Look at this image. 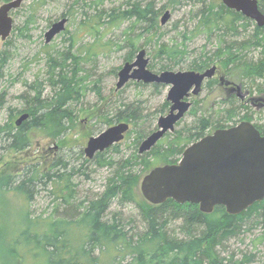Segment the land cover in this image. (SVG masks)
Returning a JSON list of instances; mask_svg holds the SVG:
<instances>
[{
	"label": "trees",
	"instance_id": "16d2710c",
	"mask_svg": "<svg viewBox=\"0 0 264 264\" xmlns=\"http://www.w3.org/2000/svg\"><path fill=\"white\" fill-rule=\"evenodd\" d=\"M203 4L198 15L199 28L208 36H218L222 45L213 54L200 53L186 68L203 71L219 63L230 74L243 80L244 89H256L264 93V26H258L254 20L228 8L222 1L204 0ZM259 5L264 12V0H259ZM96 10L91 22H82L87 26L88 33L95 37L94 49L88 48L86 51L89 56L98 53L96 42L101 47L106 46L103 33L107 29L129 22L131 25L124 32L128 49L124 60L133 61L142 47L139 38L147 35L151 39L160 29V11L153 1L126 0L117 7ZM33 14L32 11L24 26L17 28L21 35L26 36L25 31L30 30V24L34 22ZM250 26H254L252 33H249ZM135 28L140 30L139 34L133 32ZM69 40L70 46L65 51L59 50L56 54L47 51L46 81H25L27 90L20 95L22 108H9L8 120L0 124V162L10 150L28 148L32 144V130L45 128L62 138L79 117L81 109L78 106L82 104L89 88L86 81L90 76H86L89 72L83 66V51L75 50L78 41L75 35L72 34ZM7 43L10 44L11 40ZM260 48H263L262 56H249L250 52ZM188 50L184 41L171 46L161 45L154 55L156 59L149 61V68L153 71L176 69L188 62ZM8 61L9 54L5 50L1 51L0 80L4 77L3 69ZM83 71L86 75L82 74ZM218 83L219 80L213 77L206 80L204 86L214 89ZM135 84L145 86L147 83ZM153 86L164 87L156 83ZM47 87L49 92H46ZM93 89L97 101L92 106L82 108V111L97 110L92 116L98 119L96 124L129 122L131 127L123 141L104 152H98L91 159L86 157L84 149H80L77 156L79 160L82 159L80 167L76 163L72 166L73 162L68 160L74 154L73 149L68 147L67 153L56 158L45 170H40L36 163H30L21 172L1 179L5 189L19 191L27 200L32 198L35 187H45L51 183V194L62 201L60 205H67L63 211L65 217L49 218L53 232L49 228L48 232H41L43 236L39 235L44 241L41 247L51 255L49 264H257L259 258L256 253L230 249L228 242L234 238L241 239L246 232L258 226L264 228V199L240 214L231 215L222 205L216 206L211 213H205L198 204H180L173 199L163 204H152L145 198L137 197L140 172L178 162L190 144L217 128L230 127L249 118V109L252 110V107L232 95L222 97L219 110L211 113L209 109L200 110L193 96V104L188 112L193 116L192 120L179 128L182 119L174 131L168 132L150 151L140 154L139 146L149 135L148 128L144 126L150 122L145 107L140 101L125 103L104 96L98 80ZM6 94L7 91L2 92L0 108L4 106ZM168 106L170 102L167 100L163 111ZM98 107H101L100 111ZM25 112L29 113V118L21 125H16L15 116L19 117ZM260 116L264 119L263 115ZM255 124L259 127L258 122ZM89 164L112 169V173L102 192L78 200L74 177L80 175L83 167ZM132 203L138 207L141 224L130 229L129 224L134 223L135 219H126L122 211L114 210L113 207L121 205L125 208ZM60 205L56 212H59ZM74 227L80 229L79 233ZM73 235L75 241L78 239V245L73 244ZM97 251L108 252V263L95 254ZM55 254L56 258L53 256ZM117 258L119 261L116 263Z\"/></svg>",
	"mask_w": 264,
	"mask_h": 264
},
{
	"label": "rangeland",
	"instance_id": "374dc122",
	"mask_svg": "<svg viewBox=\"0 0 264 264\" xmlns=\"http://www.w3.org/2000/svg\"><path fill=\"white\" fill-rule=\"evenodd\" d=\"M5 1L0 0V5ZM125 1L26 0L20 8L11 13L14 18L13 30L15 32L12 31L6 40L0 38V52L5 50L9 54V61L3 69L4 77L0 80V98L2 97V92L7 91L4 106L0 108V124H4L8 120L9 108H22L23 101L20 95L27 90L24 85L25 81L28 83H32L37 79L46 81L48 68L47 51L53 54H56V51L59 50L65 51L70 46L69 39L72 34L78 40L75 50L83 51L85 55L83 66L86 72H89V75H86L84 71L82 74L90 77L86 81L89 88H87L82 99V104L78 106V109H81L79 117L70 125L71 128H69L65 136L59 138L51 130L36 128L30 132L32 144L28 148L22 151L10 150L0 162V264H49L51 255L41 247V243L44 241L40 239L39 235L42 234L43 236V233L48 232L49 228L53 232L49 218L65 217L63 211H65L67 205H60L62 201L56 199L54 194H51L53 186L51 183L45 187L42 185L41 187H35L32 198L27 200L21 192L5 189L1 179L12 173L21 172L30 163H36L39 165L40 170H45L51 166L56 158L64 156L69 148L73 149L72 154H74L68 160L73 162L72 166H74V163L79 166L82 162V159H78L79 150L84 149L89 138L118 123L103 124L100 122L96 124L98 119H93L92 116L97 110L95 112L82 111V108L85 109L92 106L97 101V96L93 89L96 80L100 81L104 96H111L113 101L125 103L141 102L140 104L145 107V112L149 113L148 116H150V122L144 124L148 128L149 134L157 129L159 117L169 112L170 106L163 111V105L167 101V94L170 88L167 85L163 84V88H156L153 86L155 83H147L143 86L137 85L135 84L137 82L133 81V83L129 82L130 84L128 83L121 91L116 90L118 72L126 62L124 56L128 50L126 42H124V39H126L124 32L131 23L125 22L121 26L107 29L103 33V41L106 46L101 47L99 42H96L97 56L86 55L88 48L94 49L95 37L88 33L86 30L87 26H84L82 22H91L93 15L97 13L96 9L99 11L101 8L117 7ZM142 1H153L156 9L160 11L158 17L160 29L155 35L151 36V39L145 35L138 40L141 43V49L145 48L147 50V56L150 61H152V58L156 59L154 55L161 45L171 46L184 41L190 53L189 57L186 58L188 62L173 70H187L186 65L200 53L213 54L222 45V41H220L218 36H208L199 28L200 16L198 15H200V7L204 5V0ZM166 10H170L171 17L166 24L162 25L161 18ZM32 11L34 12V22L30 24V30L25 31L27 35L23 36L20 34V29L17 28L24 26L27 17ZM63 17L68 18L66 29L47 44L45 33L54 21ZM253 28L254 26L249 27V33L253 32ZM133 32L139 34L140 30L135 28ZM185 35L188 37H184ZM9 40H11L10 44L7 43ZM262 50L263 48L253 50L249 56L258 58L262 56ZM216 65H218L219 73H217L215 78L219 80V83L214 89L203 86V91L195 96L200 110L209 109L208 111L211 113L219 110V103L222 97L228 98L234 94H228L230 85H234L221 82L220 77L222 75L226 80L234 84H241L245 88L242 79L240 80L238 76L230 74L231 72H228L219 63H216ZM251 91L255 93L256 89ZM46 92H49L48 87ZM98 109L100 111L101 107H98ZM255 111V108L249 109L250 117L242 120L259 122L262 119L261 114ZM187 113L179 128H183L192 120L193 116ZM14 114L16 113L14 112ZM17 118L18 115L15 116V119ZM82 170L83 172L80 175L74 177V182L77 184L78 200L102 192L108 176L112 173V169L100 168L90 164L83 167ZM140 173L137 197L138 199H144L140 186L142 178L148 171ZM58 205H60L59 212H56ZM113 209L119 212L122 211L128 220L135 219L134 223L131 222L129 224L130 229H133V227L137 228L141 224L138 207L134 203L125 206V208L121 205H115ZM75 231L79 233L80 229H75ZM73 236L74 238L71 237L73 244L78 245V239L75 241L76 237L75 235ZM228 246L236 251H252L259 258L257 264H264V228L258 226L251 232H246L241 239H231L228 242ZM95 254L100 255L108 263V257H110L108 252L97 251ZM56 255H53L54 258H56ZM118 261L119 259L117 258L115 262L117 263Z\"/></svg>",
	"mask_w": 264,
	"mask_h": 264
},
{
	"label": "water",
	"instance_id": "95a60500",
	"mask_svg": "<svg viewBox=\"0 0 264 264\" xmlns=\"http://www.w3.org/2000/svg\"><path fill=\"white\" fill-rule=\"evenodd\" d=\"M26 0H9L0 5V38L6 40L12 33L14 18L11 13L20 8ZM225 6L241 12L264 26V12L259 0H221ZM171 17L166 10L161 18L164 25ZM67 17L54 21L45 33L46 43H50L66 29ZM147 50L138 51L133 61H127L118 72L116 90L124 88L129 82L156 83L169 86L167 100L170 109L158 119L157 129L140 144L139 153L150 151L168 132L176 129L192 107L191 97L203 91L206 80L215 77L218 65L198 71L163 70L155 72L149 68ZM221 82L231 84L222 75ZM240 98L241 84H233ZM256 99V97H252ZM29 118L25 112L16 119L21 125ZM131 125L121 121L109 126L97 135H92L84 147L85 155L93 158L124 140ZM141 192L152 204H163L169 199L184 204H198L202 212L211 213L222 205L228 214L236 215L255 202L264 199V135L251 121L217 128L212 133L190 144L176 163H166L152 168L141 180Z\"/></svg>",
	"mask_w": 264,
	"mask_h": 264
},
{
	"label": "flooded vegetation",
	"instance_id": "af4514ba",
	"mask_svg": "<svg viewBox=\"0 0 264 264\" xmlns=\"http://www.w3.org/2000/svg\"><path fill=\"white\" fill-rule=\"evenodd\" d=\"M232 85L234 83H231ZM242 90L243 92H247L246 96L244 98H240L238 95H237V91L233 89V86L230 85L229 87V95H236L237 97H239L242 102L245 104V105H250L252 108H255L256 111L258 113H260L261 115L264 116V93H259L258 94V91L256 90L255 93H253L250 89H244L242 87ZM256 97V99H252V97ZM244 121V120H242ZM246 121H249V120H246ZM252 122V121H251ZM255 126H256V122H252ZM258 126L260 127H257L260 132L264 135V131H261V128H264V119L262 118L259 122H258Z\"/></svg>",
	"mask_w": 264,
	"mask_h": 264
},
{
	"label": "bare ground",
	"instance_id": "6f19581e",
	"mask_svg": "<svg viewBox=\"0 0 264 264\" xmlns=\"http://www.w3.org/2000/svg\"><path fill=\"white\" fill-rule=\"evenodd\" d=\"M9 1V0H8ZM6 2V1H5Z\"/></svg>",
	"mask_w": 264,
	"mask_h": 264
}]
</instances>
